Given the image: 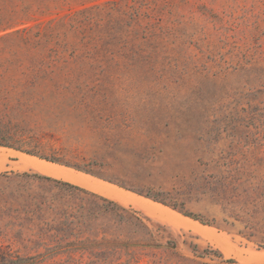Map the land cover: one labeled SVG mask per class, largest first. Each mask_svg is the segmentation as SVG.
<instances>
[{
  "label": "rangeland",
  "instance_id": "1",
  "mask_svg": "<svg viewBox=\"0 0 264 264\" xmlns=\"http://www.w3.org/2000/svg\"><path fill=\"white\" fill-rule=\"evenodd\" d=\"M105 1L0 0V264H264V0H176L166 65L118 41L34 85L37 26Z\"/></svg>",
  "mask_w": 264,
  "mask_h": 264
},
{
  "label": "trees",
  "instance_id": "2",
  "mask_svg": "<svg viewBox=\"0 0 264 264\" xmlns=\"http://www.w3.org/2000/svg\"><path fill=\"white\" fill-rule=\"evenodd\" d=\"M176 0H107L93 6L84 7L65 14H58L52 19L41 22L35 35L36 47L41 49L37 59L31 64V80L34 85L47 77L46 70L62 64L61 70L78 73L87 63L100 53L106 56L114 43L142 40V44H132L128 64L156 68L168 63L170 58L163 40L177 37L176 26L181 23L180 14L174 11ZM30 31V29H28ZM119 41V42H118ZM161 57L163 59L161 60ZM103 62V68L109 66ZM90 66L93 68L94 64ZM67 79V78H66ZM80 78L71 79L67 85L57 84L58 93L66 92L78 96L74 87ZM0 146L14 147L2 142ZM24 151L31 155H39L35 150ZM51 162L63 163L81 169L63 158L40 156ZM51 179V178H45Z\"/></svg>",
  "mask_w": 264,
  "mask_h": 264
},
{
  "label": "bare ground",
  "instance_id": "3",
  "mask_svg": "<svg viewBox=\"0 0 264 264\" xmlns=\"http://www.w3.org/2000/svg\"><path fill=\"white\" fill-rule=\"evenodd\" d=\"M20 157H21V160L22 161H34L36 164H37V166L39 167V168H41V170L43 169V170H47V171H51V172H56V173H64V174H66V175H69L71 178H73V179H75V180H79V179H81V177H82V180L84 179V178H87V177H85V175H83L84 176V178H83V176H82V174L81 173H77V175L76 176H78V177H80L79 179L77 178V177H75V174H71V173H74V172H72V170H70V169H66V168H64V167H60V166H58V165H54V164H50V163H47V162H45V161H43V160H39V159H37V158H30V157H28V156H26V155H23V154H21L20 155ZM33 163V162H32ZM38 169V168H37ZM69 171H71V173L69 172ZM80 174H81V176H80ZM89 179V180H88ZM90 179L92 180V178H87V180L86 179H84V181H86V182H89L90 181ZM92 181H95L96 182V180H92ZM98 182V181H97ZM92 183V182H91ZM106 188V187H105ZM117 190L118 189H114V191H116L117 192ZM119 191V190H118ZM118 193V192H117ZM125 195V194H124ZM258 255V254H257ZM256 255V257H258V258H261V259H264V254H261L260 253V255H258L257 256Z\"/></svg>",
  "mask_w": 264,
  "mask_h": 264
}]
</instances>
